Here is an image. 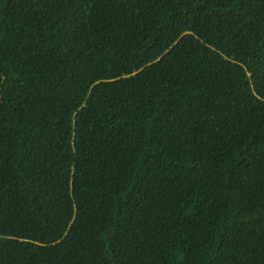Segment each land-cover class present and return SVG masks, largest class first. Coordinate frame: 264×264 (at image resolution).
I'll list each match as a JSON object with an SVG mask.
<instances>
[{
  "label": "trees",
  "instance_id": "trees-1",
  "mask_svg": "<svg viewBox=\"0 0 264 264\" xmlns=\"http://www.w3.org/2000/svg\"><path fill=\"white\" fill-rule=\"evenodd\" d=\"M0 264H264V0H0Z\"/></svg>",
  "mask_w": 264,
  "mask_h": 264
}]
</instances>
